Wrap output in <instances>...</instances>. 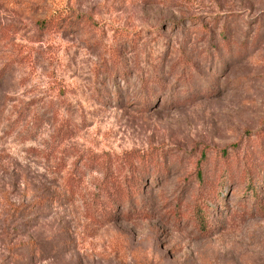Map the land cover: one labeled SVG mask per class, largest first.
<instances>
[{
  "label": "rangeland",
  "instance_id": "374dc122",
  "mask_svg": "<svg viewBox=\"0 0 264 264\" xmlns=\"http://www.w3.org/2000/svg\"><path fill=\"white\" fill-rule=\"evenodd\" d=\"M259 204L264 0H0V264H264Z\"/></svg>",
  "mask_w": 264,
  "mask_h": 264
},
{
  "label": "trees",
  "instance_id": "16d2710c",
  "mask_svg": "<svg viewBox=\"0 0 264 264\" xmlns=\"http://www.w3.org/2000/svg\"><path fill=\"white\" fill-rule=\"evenodd\" d=\"M83 20L82 18L79 19V17L77 15H75L73 12H71V10H59L57 12H53L51 13L50 17L48 18H44L41 19L37 22L38 28H51V29H61V30H69L72 28V26L74 25V22H79ZM132 151L131 152H126L124 153L125 155L128 156V159L132 158H136L140 161H143L144 156L140 155H133L132 156ZM131 155V156H130ZM252 163V164H251ZM251 166L252 170L256 167V165L253 164V160H248V163H246V167H244V165L242 166L243 170L245 171V168L248 169V167ZM250 167V169H251ZM139 188L138 182L136 180L131 181V185H130V189H126V190H122V191H114L113 196H112V208H114V203L118 202V200H131L134 196L135 193H138V191H136ZM255 189L252 188L250 191V196H252L253 194H255ZM254 201H257V198H253ZM110 207V211L111 208ZM257 208L259 210H264V206L262 204H259L257 206ZM191 222H193L196 231L198 232V234H200V236H206L211 230L212 227L209 223V213L207 212V210L205 209L204 206H196V208H194L192 210L191 213Z\"/></svg>",
  "mask_w": 264,
  "mask_h": 264
}]
</instances>
